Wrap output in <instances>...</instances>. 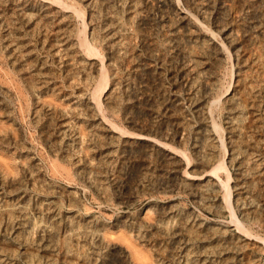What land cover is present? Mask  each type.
I'll list each match as a JSON object with an SVG mask.
<instances>
[{
  "label": "rangeland",
  "instance_id": "rangeland-1",
  "mask_svg": "<svg viewBox=\"0 0 264 264\" xmlns=\"http://www.w3.org/2000/svg\"><path fill=\"white\" fill-rule=\"evenodd\" d=\"M0 264H264V0H0Z\"/></svg>",
  "mask_w": 264,
  "mask_h": 264
}]
</instances>
